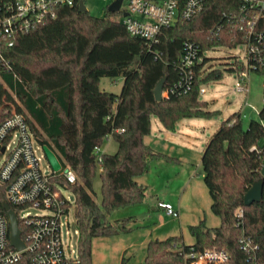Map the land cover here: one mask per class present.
<instances>
[{
    "label": "trees",
    "instance_id": "trees-1",
    "mask_svg": "<svg viewBox=\"0 0 264 264\" xmlns=\"http://www.w3.org/2000/svg\"><path fill=\"white\" fill-rule=\"evenodd\" d=\"M239 5L240 0H206L200 12L164 27L158 40L152 42L131 34L118 12L107 10L103 16H95L81 11L77 4L60 5L56 18L17 34L14 44L5 50L10 66L0 65V122L13 110L24 113L40 143L53 149L63 166L75 171V182H59L76 197L83 264H94L96 236L132 229V216L112 221L110 215L144 200L148 185L137 177L157 158L177 159L145 142L152 130V117L174 130L182 118L215 114L208 109L209 102L200 98V87L221 79L223 72L207 66L205 52L243 42L242 32L223 14ZM257 27L264 31V17ZM187 41L199 46L203 61L196 65L187 93L171 91L182 78L178 60ZM245 67L237 60L230 70ZM251 71L264 75V65ZM104 76L124 77L121 92L102 89ZM164 76L163 91L168 95L158 100L154 89ZM108 135L117 140L118 149L96 153ZM254 145L261 149L260 155ZM201 163L211 209L220 217V225L209 227L205 218L190 224L195 237L190 244L181 235L151 239L145 260L132 264H183L184 254L192 247L224 248L230 253L229 264H253L239 242L243 230L259 244L257 260L264 263V190L261 201L244 203L245 193L262 176L264 104L259 119H251L247 125L240 110L222 121L207 142ZM98 172L102 180L100 202L93 184ZM5 191L0 182V212L7 214ZM240 207L244 217L238 224L236 211ZM13 208L19 212L18 207ZM19 225L24 230L21 220ZM18 264H31L30 256L24 255ZM122 264H128L125 257Z\"/></svg>",
    "mask_w": 264,
    "mask_h": 264
},
{
    "label": "built area",
    "instance_id": "built-area-1",
    "mask_svg": "<svg viewBox=\"0 0 264 264\" xmlns=\"http://www.w3.org/2000/svg\"><path fill=\"white\" fill-rule=\"evenodd\" d=\"M80 1L85 3V0H0V65L9 68L5 50L14 44L17 34L29 32L39 24L56 18L60 5L79 6ZM103 1L107 2L108 10L115 0ZM181 1L122 0L118 13L131 34L152 42L158 40L164 27L173 25L179 18L193 17L204 8L206 2ZM223 14L234 21L242 32L241 43L247 46L246 67L237 71L238 80L234 88V92H247L249 72L264 65V31L257 27L264 17V0H240L238 8L224 11ZM202 61L199 46L187 41L178 60L182 78L171 91L187 93L194 79L195 67ZM205 91L202 84L200 92ZM163 94L168 95V91H163ZM109 136L112 135L107 138ZM33 138L38 140L22 112L13 110L0 122V182L6 187V202L19 208L16 214L18 222L21 220L24 227V230L20 228L25 242L22 249L12 245L8 215L0 212V264H18L24 255L30 256L31 264H83L79 248L74 250L67 247L63 234L64 216L71 209L76 214V197L71 189L60 184L59 179L73 183L77 179L76 173L69 165L54 170L49 164V169H44L41 158L36 154ZM100 147H96L98 154L101 153ZM253 148L260 155L259 146L254 145ZM158 205L168 214L179 216V211L171 202L159 201ZM30 206L43 208L47 212L33 214L27 210ZM236 216L238 224L243 223L244 208H238ZM76 232L80 234L79 229ZM239 242L253 259V264H264L257 260L259 244L244 230ZM229 261L230 253L224 248L192 247L184 254L183 264H229Z\"/></svg>",
    "mask_w": 264,
    "mask_h": 264
},
{
    "label": "rangeland",
    "instance_id": "rangeland-1",
    "mask_svg": "<svg viewBox=\"0 0 264 264\" xmlns=\"http://www.w3.org/2000/svg\"><path fill=\"white\" fill-rule=\"evenodd\" d=\"M85 3L95 16H103L107 11V2L103 0H85ZM205 55L209 59V68H219L223 72L221 79L203 83L206 91L200 94L202 100L209 102L208 109L216 111L215 114L212 117L182 118L174 130L166 129L156 116L152 117V131L145 137L146 142L177 159L167 161L157 158L151 162L148 171L137 177L148 185L144 200L119 208L110 215L112 221L132 216L129 224L132 229L111 236H96L93 239L94 264H122L123 257L128 264L140 263L146 258L151 239L181 235L184 242L190 244L195 241L190 224H197L205 218L209 227L220 225V217L211 209L212 198L204 181L201 156L212 134L235 111L242 112L246 125L251 119H259V111L264 104V75L257 71L249 72L248 91L234 92L238 72L230 70V67L237 60L247 63L246 44L217 46L207 50ZM123 83L122 76H104L100 80L102 89L116 93L121 92ZM33 143L42 167L49 169L50 163L40 142L33 138ZM101 146L104 152L113 153L118 149V142L109 136ZM93 184L95 198L100 202L102 180L99 172ZM70 195L73 197L72 193ZM159 198L170 200L179 211V216L168 214L164 208H152L159 203ZM27 210L33 214L47 212L36 206ZM63 222L64 241L67 247L76 250L80 234L76 232L78 226L74 209L64 216Z\"/></svg>",
    "mask_w": 264,
    "mask_h": 264
},
{
    "label": "water",
    "instance_id": "water-1",
    "mask_svg": "<svg viewBox=\"0 0 264 264\" xmlns=\"http://www.w3.org/2000/svg\"><path fill=\"white\" fill-rule=\"evenodd\" d=\"M121 3L122 0H115L113 3L109 5L108 10L110 12L120 11ZM79 8L81 11H89L84 1H80ZM166 79H167L166 76L161 78L154 89L156 99L158 100H161L163 98V87ZM43 150L52 168L54 170H60L62 164L55 151H53V149H51L47 144L43 145ZM261 173L262 176L256 179L252 183L248 191L245 193L244 196L245 205H251L253 202H259L263 199L264 165L261 169ZM4 208L9 218L11 243L17 248L22 249L25 246V242L21 237L22 231L18 222L16 211L8 202L4 203Z\"/></svg>",
    "mask_w": 264,
    "mask_h": 264
},
{
    "label": "crops",
    "instance_id": "crops-1",
    "mask_svg": "<svg viewBox=\"0 0 264 264\" xmlns=\"http://www.w3.org/2000/svg\"><path fill=\"white\" fill-rule=\"evenodd\" d=\"M179 121H180V120H179ZM179 121H178V122H179ZM178 122H177V123H178ZM162 125H163V124H162ZM168 130H169V129H168ZM151 131H152V130H151ZM148 135H149V134H148ZM146 136H147V135H146ZM146 136H145V137H146ZM145 142H146V140H145ZM146 143H147V142H146ZM148 144H149V143H148ZM149 145H150V144H149ZM151 146H152V145H151ZM152 147H153V146H152ZM153 148H154V147H153ZM100 151H101V152H104V151L102 150V146L100 147ZM162 152H163V150H162ZM158 201H169V202H171L170 200L165 199V198H159ZM158 201H157V202H158ZM152 206H153L152 208H154V209H155V208H158V209H161V208H162V207H159L158 204H157L156 206H155V205H152ZM93 262H94V260H93Z\"/></svg>",
    "mask_w": 264,
    "mask_h": 264
}]
</instances>
